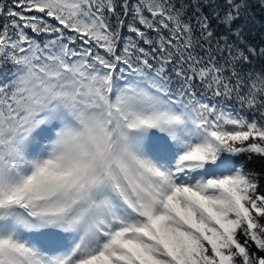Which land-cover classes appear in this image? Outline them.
Masks as SVG:
<instances>
[{
  "label": "snow or ice",
  "instance_id": "obj_1",
  "mask_svg": "<svg viewBox=\"0 0 264 264\" xmlns=\"http://www.w3.org/2000/svg\"><path fill=\"white\" fill-rule=\"evenodd\" d=\"M187 7L0 0V264H264V48Z\"/></svg>",
  "mask_w": 264,
  "mask_h": 264
},
{
  "label": "trees",
  "instance_id": "obj_2",
  "mask_svg": "<svg viewBox=\"0 0 264 264\" xmlns=\"http://www.w3.org/2000/svg\"><path fill=\"white\" fill-rule=\"evenodd\" d=\"M5 3H8L9 0H4ZM119 2V0H118ZM130 3H136L137 0H129ZM174 2L179 6L180 3L186 4L188 7L185 11L184 19L186 21L191 20L195 24V15L197 13V5H199V11L205 15L209 16L211 21L212 28L214 29L215 35L212 38V45L215 47L216 39L222 34L229 35L230 43H237L240 48L244 49L247 54V49L249 47L255 48L257 52L260 49L264 48V7L261 6V0H236V3L244 4L245 6L241 8V16L234 23L233 28L240 29V37L237 39L235 36H232L228 33V30L220 25L218 21L212 16L213 11L220 12L221 15L224 14L226 10V0H174ZM119 10V9H118ZM131 16H129V19ZM115 22V21H113ZM3 23V19L0 18V24ZM123 34L127 35V28L123 29ZM195 36L199 37L198 26L194 28ZM204 48L208 47V44L201 41ZM122 47V44H121ZM144 47L147 48L146 45ZM197 55L203 56L204 52L200 47H197L195 50ZM220 57V53H216ZM224 58L227 57V53L223 54ZM250 63L240 64L237 66V71L241 72L244 76H247L250 73H264V56H250ZM223 62V59L220 60ZM10 68V65L8 66ZM168 73H171V68L168 69ZM171 81V87L173 90L180 88V82L174 77ZM199 83L198 81L196 82ZM199 92V89H198ZM251 116V113H248ZM236 163H243L248 169H251L257 173H260L261 176V188L264 189V161L253 159L249 161L245 155H240L234 158Z\"/></svg>",
  "mask_w": 264,
  "mask_h": 264
},
{
  "label": "rangeland",
  "instance_id": "obj_3",
  "mask_svg": "<svg viewBox=\"0 0 264 264\" xmlns=\"http://www.w3.org/2000/svg\"><path fill=\"white\" fill-rule=\"evenodd\" d=\"M157 135H159V134H157Z\"/></svg>",
  "mask_w": 264,
  "mask_h": 264
}]
</instances>
